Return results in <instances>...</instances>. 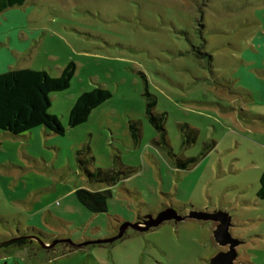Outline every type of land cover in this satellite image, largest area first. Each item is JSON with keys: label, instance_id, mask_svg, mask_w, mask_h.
<instances>
[{"label": "rangeland", "instance_id": "rangeland-1", "mask_svg": "<svg viewBox=\"0 0 264 264\" xmlns=\"http://www.w3.org/2000/svg\"><path fill=\"white\" fill-rule=\"evenodd\" d=\"M261 14L264 0H26L0 12L1 69L58 76L75 64L69 86L50 94L63 134L0 129L1 239L30 228L39 239L1 247L0 264H210L227 249L216 221L187 217L85 244L167 209L226 212L240 241L233 264H264ZM93 87L111 96L68 126L76 98ZM149 99L164 132L145 113ZM79 157L116 179L89 180ZM188 157L197 160L180 167ZM78 188L106 190V211L87 210Z\"/></svg>", "mask_w": 264, "mask_h": 264}, {"label": "trees", "instance_id": "trees-1", "mask_svg": "<svg viewBox=\"0 0 264 264\" xmlns=\"http://www.w3.org/2000/svg\"><path fill=\"white\" fill-rule=\"evenodd\" d=\"M25 0H0V11L14 5H22ZM209 58L211 57L208 55ZM75 71V64L69 62L62 69L60 75L50 76L43 69H33L30 67L8 70L0 73V129L18 135L36 126H43L47 132L63 134L65 128L60 123L58 117L50 113V94L66 89ZM111 96L108 89L93 87L88 91H83L75 100L68 113V126L74 127L86 121L91 111ZM154 99H149L146 104L145 113L151 123L159 131L164 132L162 120L164 116L153 113L152 107ZM137 121L130 122L131 136L136 142L139 137V126ZM214 146L211 147V149ZM209 149V150H211ZM92 159V157H89ZM197 157H188L184 160L178 159L180 167H184L190 162H195ZM78 162L84 173L91 181L113 183L117 172L113 170L96 169L91 171L86 163L88 159L78 158ZM259 188L257 196L264 199V169L259 176ZM77 201L92 213L106 211V190L90 191L78 188L74 191ZM16 236L8 239H1L0 248L10 245L23 246L32 243L30 231L19 230ZM26 234V235H25ZM29 234V235H28ZM4 238V237H3Z\"/></svg>", "mask_w": 264, "mask_h": 264}, {"label": "water", "instance_id": "water-1", "mask_svg": "<svg viewBox=\"0 0 264 264\" xmlns=\"http://www.w3.org/2000/svg\"><path fill=\"white\" fill-rule=\"evenodd\" d=\"M197 219V220H212L216 221L218 224L216 225V229L213 231V235L220 245L227 246L226 250L220 251L216 254L211 260L210 264H233L235 258L237 257V250L236 246L240 243V241L233 237L229 231L230 227V216L227 215L226 212L221 210H216L214 212H202V211H191L188 215H179L173 209H167L161 211L157 214V216L152 217L151 215L148 216V219L142 221L141 225L138 222L131 223V222H123V224L119 227L118 232L104 239H97V240H90L85 242V244L89 243H109L113 242L122 237L125 230L130 227L134 230L144 231L148 230L150 227H156L163 223L166 220H175L181 221L185 218ZM31 239H37L35 236H29ZM59 240L53 241L50 245H43V246H53ZM69 242V240H66Z\"/></svg>", "mask_w": 264, "mask_h": 264}, {"label": "crops", "instance_id": "crops-1", "mask_svg": "<svg viewBox=\"0 0 264 264\" xmlns=\"http://www.w3.org/2000/svg\"><path fill=\"white\" fill-rule=\"evenodd\" d=\"M25 2H26V0H25ZM25 2L22 5H24ZM22 5H14V6H22ZM14 6H12V7H14ZM9 8H11V7H9ZM6 9H8V8H6ZM6 9H4V10H6ZM4 10H2V11H4ZM2 11H0V12H2ZM261 16L263 17L261 19H263V22H264V14H261ZM262 37L263 36H261V38ZM260 50H261L260 53H259L260 61H258V63H260V65H259L258 69H260L262 71V70H264V43H260ZM26 67H29V66H25V67H23V66L11 67V65H9V69H6V67H5V69L4 68L1 69V62H0V73L8 71V70L20 69V68H26ZM262 97L264 98V94L262 95Z\"/></svg>", "mask_w": 264, "mask_h": 264}]
</instances>
